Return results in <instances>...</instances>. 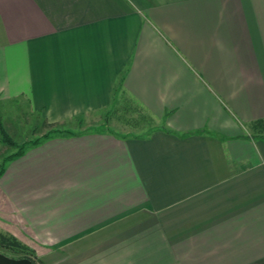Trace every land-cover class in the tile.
Masks as SVG:
<instances>
[{"label":"crops","instance_id":"obj_1","mask_svg":"<svg viewBox=\"0 0 264 264\" xmlns=\"http://www.w3.org/2000/svg\"><path fill=\"white\" fill-rule=\"evenodd\" d=\"M128 94L159 126L25 147L0 229L46 264H264V0H0V98L49 121Z\"/></svg>","mask_w":264,"mask_h":264},{"label":"rangeland","instance_id":"obj_2","mask_svg":"<svg viewBox=\"0 0 264 264\" xmlns=\"http://www.w3.org/2000/svg\"><path fill=\"white\" fill-rule=\"evenodd\" d=\"M131 105L134 106V102H131ZM130 112L127 111V113ZM100 114L98 110L93 109L75 114L78 117L72 115L73 117H66L58 121L62 123L60 124L61 127L67 126L72 131L97 130L100 128L108 130L105 126H100L102 123L100 122V117H102ZM42 115L40 109L30 107L22 95L0 98V122L10 138V140L3 139V135L0 134V164L5 161L4 159L8 153H12L19 147L28 146L34 138L41 139V134L47 128V126H42L40 123ZM65 120L66 122H64ZM159 121L157 118H153V120L142 119L137 124L131 125L129 122L127 124L112 117L109 126L111 130L121 134L142 135L159 126ZM0 252L10 256H18V252L8 249L0 248ZM41 260L46 264L44 259Z\"/></svg>","mask_w":264,"mask_h":264},{"label":"trees","instance_id":"obj_3","mask_svg":"<svg viewBox=\"0 0 264 264\" xmlns=\"http://www.w3.org/2000/svg\"><path fill=\"white\" fill-rule=\"evenodd\" d=\"M131 102H134V106L131 105ZM96 110H98L101 113L100 115H102V117H100L101 120L100 122H102L100 126H105L108 129L106 130L100 128L97 130L116 132L111 130L109 126V121L112 117L121 120L127 124L129 122L131 125H134L135 123L137 124V122H139L142 119L153 120L154 118L153 115L150 114L139 102H137L134 98H132L128 94H121L115 98L111 106ZM127 111L128 112L131 111V112L127 113ZM64 122H66V120ZM40 123L42 126H47L46 130L41 134L42 136L41 139L47 138L52 135L73 134V133L86 131V130L72 131L67 126L61 127L60 126V124H62L61 122H59L58 120L49 121L43 115L41 116ZM248 126L253 134L264 136V117H258L252 119L251 121H249ZM0 134L3 135V139L6 138L7 140L8 139L10 140V138L5 133L1 122H0ZM41 139L34 138L32 142H30L28 145L37 143ZM24 149L25 147H19V149L13 151L12 153H8L4 160L6 161L22 153ZM5 161L2 162V164H0V173L3 171ZM0 248L8 249L13 252H18V256L28 257L33 264H44L43 261L39 257H37L33 248H31L30 246L19 240L16 236L11 234L10 232L3 231L1 229H0Z\"/></svg>","mask_w":264,"mask_h":264},{"label":"water","instance_id":"obj_4","mask_svg":"<svg viewBox=\"0 0 264 264\" xmlns=\"http://www.w3.org/2000/svg\"><path fill=\"white\" fill-rule=\"evenodd\" d=\"M0 264H33L26 256H10L0 252Z\"/></svg>","mask_w":264,"mask_h":264}]
</instances>
